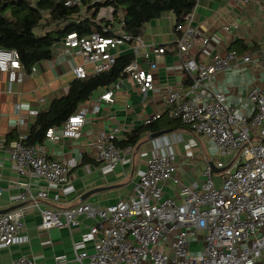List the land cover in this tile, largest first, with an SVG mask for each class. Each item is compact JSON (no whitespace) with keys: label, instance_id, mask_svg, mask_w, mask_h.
Instances as JSON below:
<instances>
[{"label":"built area","instance_id":"2783aa9c","mask_svg":"<svg viewBox=\"0 0 264 264\" xmlns=\"http://www.w3.org/2000/svg\"><path fill=\"white\" fill-rule=\"evenodd\" d=\"M108 1L112 0H64L66 8L78 12L62 25L89 20L101 25L108 36L99 32L83 37L67 33L60 40L62 52L66 57L81 59L72 73L76 79H85L90 76L86 66H90L92 75L103 74L115 64L118 49L126 47L132 58L121 77L130 78L145 99L155 88L156 63L150 62L146 68L140 66L145 41L141 35L124 32L122 18L114 23L113 8L105 6ZM194 8L182 16L183 24L176 23L173 29L178 33L176 56L192 83L185 90H166L161 94L169 116L180 120L192 137L177 134L175 140L166 139L167 135L151 140L150 150L139 153L144 168L137 173L131 194L104 208L77 203L41 209L39 203L47 198L46 190L33 194L25 186L19 194L20 203H29L39 210L38 231L70 230L79 225L80 218L93 221L80 240L72 243V261L77 264H264V84L248 92L254 110L249 116L236 112L225 95L208 87L214 75L233 64L251 63L264 75V46L255 59L251 55L239 58L235 52L215 56L208 63L195 59L190 56L199 38L192 24ZM206 43L204 40L203 44ZM151 50L159 56L167 48L152 46ZM30 72H35V66ZM0 73L7 76L9 93L14 84L22 82L25 72L15 50L0 47ZM99 99L114 103L111 90ZM14 113L21 122L18 106ZM160 117L161 114L153 115L144 124ZM85 122V114L79 111L66 119L58 134L64 139L78 140ZM54 132L55 129H48L45 138L54 139ZM118 132L114 128L107 134L94 135L89 145L94 160L108 170L133 163L137 152L135 146L123 148L116 144ZM27 136L12 142L6 150L17 172L58 187L64 194L70 193L72 162L48 159L41 144L24 143ZM196 136L213 142L219 156L216 160H204L200 185L191 187L178 176L175 145L181 144L184 158L191 162L195 159L192 148L197 144ZM169 185L173 193L166 197L164 189ZM54 201H58L57 196ZM23 213L17 209L0 214V248L27 242V237L20 235ZM88 243L92 245L90 252L86 250ZM14 264L33 261L22 256Z\"/></svg>","mask_w":264,"mask_h":264},{"label":"crops","instance_id":"0c3cea01","mask_svg":"<svg viewBox=\"0 0 264 264\" xmlns=\"http://www.w3.org/2000/svg\"><path fill=\"white\" fill-rule=\"evenodd\" d=\"M104 16L107 18V14ZM175 24L176 17L168 13L144 26L141 36L146 47L141 49L143 57L140 66L146 68L150 62H155L157 66L155 88L145 99L130 78L121 77L111 86L94 91L89 100L78 106L74 114L82 111L86 117L78 140L60 137V127L51 128L55 129L54 139L44 138L41 146L48 159L71 161L73 164L69 172L72 191L67 194L58 187L20 175L6 150L12 142L28 134L38 113L47 112L52 102L67 95L70 84L76 79L72 68L81 64V59L64 56L60 39L53 47V59L34 64L33 73L24 70L22 82L14 84L10 93L7 92V76L0 73V210L21 204L18 197L25 186L33 194L39 189L46 190L47 198L39 203L41 209L69 207L77 203L104 208L131 194L137 173L144 168L139 153L150 150L152 146L148 136L135 146L137 152L133 163L114 170L96 162L89 145L94 135L107 134L114 128L119 130L117 141L124 140L128 133L144 125L151 116L168 112L161 100L163 92L189 87L184 86L186 73L176 56L178 33L173 31ZM192 24L199 33L190 50V56L195 59L208 63L213 57H222L230 52H235L239 58L251 55L255 59L264 46V0H250L242 5L237 0H196ZM225 27L229 28L228 31ZM204 40L207 42L205 45ZM152 46L165 47L167 51L158 56L153 54ZM118 51L117 57L130 53L126 47ZM86 70L90 76H95L91 74L90 66H86ZM263 84L264 75L250 63L233 64L225 72L214 75L208 87L225 95L228 105L236 112L249 116L254 110L248 101V92ZM108 90L114 98L112 104L99 99ZM17 106L21 122L14 113ZM177 134H182L184 138L192 137L186 128H182L172 131L166 139L175 140ZM195 140L197 144L192 152L196 162L186 163L181 144L175 145L178 176L182 183L191 187L200 185L201 171L194 172L190 167H196L200 162L202 168L206 158L216 160L219 156L213 142L203 136H196ZM98 188L104 190L91 194L85 201L81 200L83 194ZM164 190L166 197L173 193L170 185ZM55 196L58 198L56 202ZM18 209L24 211L20 235L26 236L27 242L0 248V264H14L22 256L31 258L33 264H77L72 261V243L80 240L93 221L80 218L79 225L70 230L53 228L38 231L37 226L41 222L39 210L29 203ZM91 249V243L86 244V250L90 252ZM61 259L65 261L57 263Z\"/></svg>","mask_w":264,"mask_h":264},{"label":"trees","instance_id":"16d2710c","mask_svg":"<svg viewBox=\"0 0 264 264\" xmlns=\"http://www.w3.org/2000/svg\"><path fill=\"white\" fill-rule=\"evenodd\" d=\"M195 4L196 0H112L105 6L113 8L114 23L122 18L123 31L138 36L147 23L164 14H172L176 17V23L183 24L182 16L190 12ZM77 12V9L66 8L64 0H0V47L15 50L24 70L30 71L34 64L53 59L54 45L67 33L75 32L83 37L99 32L108 36L103 33L101 25L89 20L62 25ZM105 25L109 26L110 22H105ZM131 58V53L119 56L109 71L85 79H75L64 98L52 102L47 112L37 114L24 143L41 144L46 131L61 127L81 103L90 99L94 91L109 87L121 78L123 68ZM185 76L184 86L188 87L192 80ZM182 128H185L182 122L171 118L166 112L159 119L131 131L116 144L123 148L138 146L150 134Z\"/></svg>","mask_w":264,"mask_h":264},{"label":"water","instance_id":"95a60500","mask_svg":"<svg viewBox=\"0 0 264 264\" xmlns=\"http://www.w3.org/2000/svg\"><path fill=\"white\" fill-rule=\"evenodd\" d=\"M172 133V130H162V131H159V132H156V133H153V134H150L148 136V140L151 141V140H154V139H157V138H160V137H163V136H166L168 134ZM214 171H217L216 169H214ZM104 189H101V188H98V189H94V190H91L85 194H83V196L81 197V200L82 201H85V199H87L91 194H94V193H97V192H100ZM24 205V203H21V204H18L16 206H13V207H10V208H7V209H3V210H0V214H5V213H9L13 210H16L20 207H22Z\"/></svg>","mask_w":264,"mask_h":264},{"label":"rangeland","instance_id":"374dc122","mask_svg":"<svg viewBox=\"0 0 264 264\" xmlns=\"http://www.w3.org/2000/svg\"><path fill=\"white\" fill-rule=\"evenodd\" d=\"M38 32H40V31H38ZM195 160H196V157H195V159H194L193 161H195ZM223 160H224V158H223ZM186 161H187L186 163H188V160H187V159H186ZM195 162H196V161H195ZM197 164H198V165H197L198 167H197V166H196V167H195V166H191V167H190V170H194V172H197V173H198L199 171H201L202 168H200V162H197Z\"/></svg>","mask_w":264,"mask_h":264}]
</instances>
